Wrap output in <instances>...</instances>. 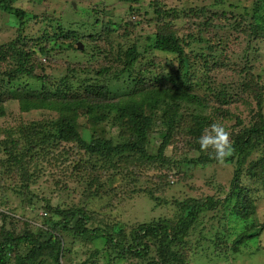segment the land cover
Masks as SVG:
<instances>
[{
    "label": "trees",
    "instance_id": "16d2710c",
    "mask_svg": "<svg viewBox=\"0 0 264 264\" xmlns=\"http://www.w3.org/2000/svg\"><path fill=\"white\" fill-rule=\"evenodd\" d=\"M15 1L0 0V11L7 15L12 13L19 21L15 38L0 45V59L5 51L2 49L7 46L11 53H4V61L13 65L12 71L0 69V119L7 117L11 103L16 102L18 106L14 124L0 125V207L1 198L13 192L19 197L21 207L42 209L43 213L19 217L8 209L0 210V264H11L10 258H14V264H61L63 257L69 261L70 249L77 240L85 243L101 240L105 250L128 253L141 264H190L186 246L189 229L203 211L215 208L218 201L188 197L174 200L179 210L175 218L159 217L131 227L100 220L103 223L92 226L93 216L87 210L89 201L86 199L103 192V176L107 179L122 177L132 184V180L136 182L143 175L141 169L155 170L159 166V174L153 176L160 181L159 185L144 192L152 200L164 203L166 200L160 195L166 194L170 185L163 181L166 175L163 176L161 168L179 172L181 164L197 166L224 161L234 167L231 193L225 200L237 195L233 210L243 220L255 212V198L242 179L246 176L248 180L264 182V116L258 108L251 110L247 122L239 120L237 130L227 132L231 152L220 158L217 146L210 143L202 147L201 139L215 138L214 126L223 129L222 121L229 119L228 109L223 108L228 102L221 97V92L213 95L216 100L213 107L209 96L197 94L190 85L167 86L160 77L158 81L157 75H150L151 70L147 74L136 73L134 65L142 52L135 43L126 50L121 44L115 45V40L109 36L113 29L111 22L103 21L104 14L98 15L100 9L95 10L93 19L76 22L69 17L63 20L48 9L29 16L14 5ZM120 1L130 3L129 11L142 18L139 0ZM225 1L212 0L208 5L223 8ZM154 4L156 32L147 36V48L175 56L179 75L189 79L193 63L186 48L193 35L178 36L171 18L177 19L179 15L173 8L168 11L157 2ZM188 9L191 11V7ZM204 9L206 6L199 9L202 18L197 27L208 31L216 25H212L213 17L203 20ZM252 10L249 18L240 15L243 20L239 21L247 20L243 35L256 41L262 37L257 27L264 30V0H254ZM166 17L170 20L166 21ZM131 21L136 28L138 22L134 20L127 18L123 23L129 27ZM30 22L39 24L37 36L23 33L24 26ZM95 26L100 29H92ZM225 37L228 40V36ZM215 39L219 40L216 44L221 45L223 38L217 32ZM198 40L203 38L199 36ZM224 47L228 46L223 44ZM70 52L79 53L82 60H64ZM220 54L228 57L225 50ZM205 64L207 59L203 58V66ZM118 82H122V86L116 92L114 86ZM46 83L50 88H45ZM258 97L262 100V92ZM191 105L200 111H193L189 108ZM34 111L41 117L26 118ZM83 116L117 126L118 134L105 137L93 130L85 137L79 124ZM157 123L162 128L161 142L155 153H149L148 137ZM180 137L186 147L181 144L182 152L173 149L171 155H166L167 149ZM191 151H195L196 156L190 157ZM42 175H48L59 190L68 188V182L79 185L83 182L85 190L80 200L83 205L53 204L43 195L44 190L34 189ZM117 189L114 187L111 191L117 194L120 191ZM263 229L264 224L254 227L251 236V229L242 231L233 241L232 249L245 245ZM23 244L29 248L21 254ZM119 258L118 261L125 262L122 256ZM88 261L87 258L83 263Z\"/></svg>",
    "mask_w": 264,
    "mask_h": 264
},
{
    "label": "rangeland",
    "instance_id": "374dc122",
    "mask_svg": "<svg viewBox=\"0 0 264 264\" xmlns=\"http://www.w3.org/2000/svg\"><path fill=\"white\" fill-rule=\"evenodd\" d=\"M155 2L159 3L162 9L173 8L179 15L177 19L171 18L172 27L178 36L185 38L187 35H193V39H189V47L186 48L189 59L193 63L190 67L189 79L179 75L175 56L149 51L147 48V36L156 32L153 21L157 16L154 13ZM210 2L212 0H139L138 7L141 6V13L143 14L140 19L138 15L129 11L130 3L120 0H16L14 5L22 8L29 16L38 15L48 9L50 12L54 10L53 13L63 20L69 17L71 21L76 22H85L86 18L93 19L92 15L95 14V10H102L98 15L104 14V22L110 20L113 29L109 36L115 40V45L121 44L122 49L126 50L135 43L137 49L142 52V57L134 65L136 73L140 71L141 73L138 74H147V71L151 70L149 74L157 75L158 81L160 77L162 83L167 86L177 87L181 85L186 87L190 85L197 94L209 96L213 107L216 105L213 95L221 92V97L228 102L223 108L228 109L229 117L227 121H222L225 126H223V131L230 133V130L238 129L239 120L243 119L247 122L251 118V110L256 111L258 108L264 116V30L256 26V31H259L258 35L262 36L256 41L248 40L243 35L242 29L248 26V23L247 20L239 21L243 20L239 16L250 17L254 0H226L223 8L212 7L208 5ZM203 6H206L204 9L206 14L203 20L213 17L214 23L212 25H216L208 31H205L203 27H197L202 18L199 9ZM101 7L104 8V11ZM188 7H191V11ZM195 8L197 10H194ZM222 11H224L223 14H221ZM244 13L245 15H243ZM127 18L138 22L137 27L132 26V21L129 27L125 26L123 20ZM149 20L153 22L147 23ZM165 20H170V18L166 17ZM18 24V19L12 13L7 15L0 11V45L15 38ZM39 28V24L30 22L24 26L23 33L27 36H37ZM92 29L99 30L100 26H95ZM216 32L221 39L223 38L221 45L216 44L219 41L215 39ZM199 36L203 40L199 41ZM225 36H228V40ZM248 43L251 46L247 47ZM223 44L228 47L223 48ZM2 50L5 51L1 55L0 69L2 72L4 70L12 71V63L8 60L4 61V53H11V50L7 46ZM223 50L227 52L228 57L220 54ZM202 57L207 59L205 66H203ZM77 58L82 60L81 55L76 52H70L68 56L63 57L64 60L69 61L79 60ZM122 65L120 63V66ZM206 67L204 73L203 70ZM49 70V68L46 69L47 72ZM121 86L122 82L116 83L114 90L117 92ZM45 88H50L48 83H46ZM259 92H262V100L258 97ZM8 107V115L0 119V125H13L14 118L18 117L16 102L11 103ZM189 108H192L193 111H200L194 105ZM202 112L205 113L204 110ZM40 117L41 115L34 111L26 118ZM79 124L80 131L85 137L89 135V131L93 130L105 137L116 136L119 130L117 126L114 127L105 120L93 121L92 118L89 120L85 116L79 118ZM161 130L162 128L158 123L153 126L146 145L149 153L157 151L161 142ZM181 144L186 147L180 137L174 145L167 149L166 155H171L173 149H176L177 153L182 152ZM189 156H196V152L191 151ZM132 162L135 163V159ZM247 164L249 165V161ZM141 170L143 175L136 182L132 180V184L122 177L111 179L102 177V182L105 183L101 187L103 192L94 193L91 199H86L89 201L87 210L93 216L94 225L92 226L103 223L100 220L106 221L108 224L120 222L119 226L131 227L140 222L159 217L175 218L179 210L173 204L174 200L190 197L206 201L212 198L213 203L218 201L216 207L203 211L191 225L186 237L190 264H264V229L260 235L247 238L245 245L239 244L237 250L232 249L233 241L242 231L251 229L249 232V236H251L254 227L259 228L261 224H264V182H259L258 179L248 180L246 176L242 179V183L249 188L250 193L255 198V212L250 214L247 220H243L236 216L233 210L237 195L230 196L229 200H225L231 193L230 187L234 172L231 163L224 161L207 162L197 166L181 164L179 165V172H169L161 168L163 176L166 175L163 181L170 185L167 193L160 195L166 200L164 203L152 200L144 192L145 189L151 188L153 185L154 187L159 185L160 181L153 178L154 175L159 174V166L155 170ZM129 180L131 181V178ZM82 184L83 182L79 185L71 181L68 182V188L59 190L54 187L53 181H50L48 175H42L34 189L36 191L38 188L44 190L43 195L50 198L53 204L60 203L69 206L72 203H80L79 206H81L83 203L80 200L83 196L82 192L85 190ZM114 187L120 190L117 194L116 191H111V188ZM60 189L62 188L60 187ZM6 200L8 202L5 204ZM1 202L3 204L0 210L8 209L15 216L33 217L43 213L42 209L33 210L32 208L21 207L19 197L13 192L4 195ZM28 248L25 244L21 245L20 253H25ZM111 253L112 251L104 249L101 240L86 243L77 240L70 249L69 261L63 257L61 264L66 262H69L68 264H141L140 261H136L138 259L130 257L128 253ZM121 256L125 262L118 261ZM87 258L89 259L88 263H83ZM10 260L11 264H14V258H10Z\"/></svg>",
    "mask_w": 264,
    "mask_h": 264
},
{
    "label": "clouds",
    "instance_id": "9594fccd",
    "mask_svg": "<svg viewBox=\"0 0 264 264\" xmlns=\"http://www.w3.org/2000/svg\"><path fill=\"white\" fill-rule=\"evenodd\" d=\"M217 132V136L215 138L205 136L201 139V146L207 147L208 144H214L219 149L218 156L223 158L225 155L230 154L231 152V144L228 141L227 133L223 131L219 126H214Z\"/></svg>",
    "mask_w": 264,
    "mask_h": 264
}]
</instances>
